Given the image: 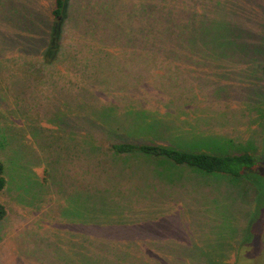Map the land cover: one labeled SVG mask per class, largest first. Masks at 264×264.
<instances>
[{
	"label": "rangeland",
	"instance_id": "374dc122",
	"mask_svg": "<svg viewBox=\"0 0 264 264\" xmlns=\"http://www.w3.org/2000/svg\"><path fill=\"white\" fill-rule=\"evenodd\" d=\"M219 1L0 0V264H264V161L111 148L261 156L264 0Z\"/></svg>",
	"mask_w": 264,
	"mask_h": 264
},
{
	"label": "trees",
	"instance_id": "16d2710c",
	"mask_svg": "<svg viewBox=\"0 0 264 264\" xmlns=\"http://www.w3.org/2000/svg\"><path fill=\"white\" fill-rule=\"evenodd\" d=\"M194 1L195 5V16H205L206 6L211 7L214 2L215 6L217 4H221L222 1L212 0V2H208V0H189ZM201 3V4H200ZM64 0H55L53 15L56 20L61 18L62 10H63ZM198 9V11H196ZM50 46L53 47L56 43H59V39L57 41L54 36L53 39H50ZM50 42V41H49ZM114 144V143H113ZM228 145V144H227ZM233 144L231 143V146ZM254 145H256L255 141L250 142L251 150L255 151ZM241 147V146H240ZM111 148L117 153H129L133 151H138L142 154L152 156V157H162L169 159L173 164L177 166H188L191 168H195L199 171L205 172L207 174H222L227 175L233 179H241L245 177L249 179V174H253L256 172L258 164L264 161V151L261 156L255 157L254 153L251 150L245 152H232L226 150H222L218 155L213 154H205V153H192L186 151H180L172 149L171 147H162L158 145H133V144H115L112 145ZM6 185V180L3 175V165L0 162V193L3 191ZM6 217V209L4 205L0 203V222Z\"/></svg>",
	"mask_w": 264,
	"mask_h": 264
}]
</instances>
